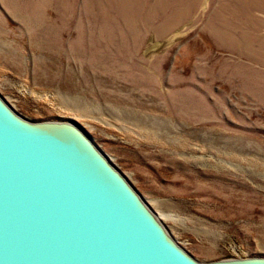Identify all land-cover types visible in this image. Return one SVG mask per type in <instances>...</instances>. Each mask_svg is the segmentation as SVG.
<instances>
[{"label":"rangeland","instance_id":"1","mask_svg":"<svg viewBox=\"0 0 264 264\" xmlns=\"http://www.w3.org/2000/svg\"><path fill=\"white\" fill-rule=\"evenodd\" d=\"M0 95L73 120L197 260L264 256V0H0Z\"/></svg>","mask_w":264,"mask_h":264},{"label":"water","instance_id":"2","mask_svg":"<svg viewBox=\"0 0 264 264\" xmlns=\"http://www.w3.org/2000/svg\"><path fill=\"white\" fill-rule=\"evenodd\" d=\"M0 264H264L197 260L73 121H33L0 95Z\"/></svg>","mask_w":264,"mask_h":264}]
</instances>
